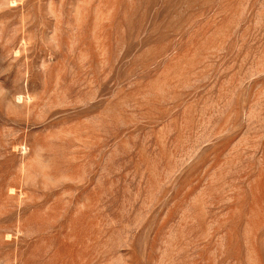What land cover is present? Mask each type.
Listing matches in <instances>:
<instances>
[{
  "label": "rangeland",
  "instance_id": "obj_1",
  "mask_svg": "<svg viewBox=\"0 0 264 264\" xmlns=\"http://www.w3.org/2000/svg\"><path fill=\"white\" fill-rule=\"evenodd\" d=\"M0 264H264V0H0Z\"/></svg>",
  "mask_w": 264,
  "mask_h": 264
}]
</instances>
